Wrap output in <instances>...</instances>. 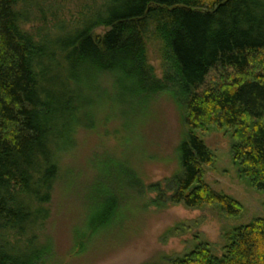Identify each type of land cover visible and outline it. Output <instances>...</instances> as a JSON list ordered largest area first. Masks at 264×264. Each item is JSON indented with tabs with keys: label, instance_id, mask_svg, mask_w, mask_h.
I'll return each mask as SVG.
<instances>
[{
	"label": "trees",
	"instance_id": "obj_1",
	"mask_svg": "<svg viewBox=\"0 0 264 264\" xmlns=\"http://www.w3.org/2000/svg\"><path fill=\"white\" fill-rule=\"evenodd\" d=\"M20 1L0 0V264H58L49 225L61 155L79 128L93 127L86 111L106 75L121 77L122 92L133 83L143 95L170 86L181 94L189 135L168 189L173 204L241 215L204 183L213 155L196 131L212 127L232 132L240 177L264 193V0H97L77 21L52 12L37 40L20 25L40 0L17 13ZM101 27L108 32L95 34ZM151 31L174 67L165 81L149 70ZM171 264H264V219L234 232L221 258L202 247Z\"/></svg>",
	"mask_w": 264,
	"mask_h": 264
},
{
	"label": "rangeland",
	"instance_id": "obj_2",
	"mask_svg": "<svg viewBox=\"0 0 264 264\" xmlns=\"http://www.w3.org/2000/svg\"><path fill=\"white\" fill-rule=\"evenodd\" d=\"M94 1L40 0L20 27L37 40L43 36L45 21L48 28L52 26V12L61 20L77 21L88 15ZM26 3L31 7L21 0L16 12L27 11ZM107 32L104 27L95 30L97 35ZM146 44L153 79L174 76L164 40L151 31ZM117 80L122 82L115 75L99 78L92 107L86 111L94 116L93 127L79 128L69 151L59 157L62 178L49 225L56 261L171 264L202 247L221 258L234 232L264 219V193L240 177L232 132L212 127L196 134L213 155L212 164L203 168L204 183L236 201L241 215L229 217L218 206L175 205L169 190L181 174L180 149L189 135L181 94L170 86L143 95L133 83H126L122 92ZM106 211L107 222L93 229V219Z\"/></svg>",
	"mask_w": 264,
	"mask_h": 264
}]
</instances>
